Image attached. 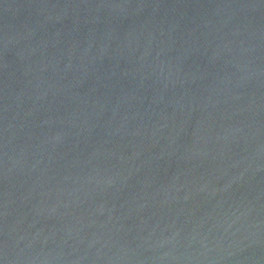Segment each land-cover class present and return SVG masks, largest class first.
Masks as SVG:
<instances>
[{"label":"water","instance_id":"water-1","mask_svg":"<svg viewBox=\"0 0 264 264\" xmlns=\"http://www.w3.org/2000/svg\"><path fill=\"white\" fill-rule=\"evenodd\" d=\"M0 264H264V0H0Z\"/></svg>","mask_w":264,"mask_h":264}]
</instances>
